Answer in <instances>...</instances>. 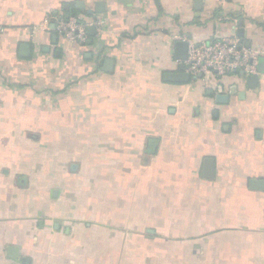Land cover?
<instances>
[{
	"label": "crops",
	"instance_id": "crops-1",
	"mask_svg": "<svg viewBox=\"0 0 264 264\" xmlns=\"http://www.w3.org/2000/svg\"><path fill=\"white\" fill-rule=\"evenodd\" d=\"M196 3L0 0V264H264V64L163 80L179 42L264 59V0Z\"/></svg>",
	"mask_w": 264,
	"mask_h": 264
},
{
	"label": "built area",
	"instance_id": "built-area-1",
	"mask_svg": "<svg viewBox=\"0 0 264 264\" xmlns=\"http://www.w3.org/2000/svg\"><path fill=\"white\" fill-rule=\"evenodd\" d=\"M90 21L78 16L56 19L57 31L70 43L86 45L87 29ZM188 59L184 62L185 70L192 77L202 75L204 79L226 77L243 72L245 77L259 74L263 50L245 47L238 41L225 37L216 39L194 40L188 43Z\"/></svg>",
	"mask_w": 264,
	"mask_h": 264
},
{
	"label": "water",
	"instance_id": "water-1",
	"mask_svg": "<svg viewBox=\"0 0 264 264\" xmlns=\"http://www.w3.org/2000/svg\"><path fill=\"white\" fill-rule=\"evenodd\" d=\"M201 8H202V0H197L196 9L198 11H201ZM77 9L79 11L83 12V11H85V6L80 3V4L77 5ZM97 10L100 11V6H97ZM89 14L92 15L91 12H89ZM188 46L189 45L186 42H179L177 44V57H178V59L181 62H183V64H181V66H180V72H178V73H165L163 75V80L166 83L189 84L190 82H192L194 80L203 79L202 75H199L198 77H192L185 70L184 62L188 59ZM22 53H23L22 55L24 57L29 56L30 47L28 45H23ZM112 64H113V61H109V60L106 61L105 70L106 71H111ZM263 64H264V59H261L260 60V66H262ZM240 75L244 76L245 74L243 72H241ZM249 80H253V81L257 82L258 81V77L257 76H253V77H250ZM202 176L204 178H206V179H212L214 177V164L212 163V161H207L205 163V167H204ZM257 185L254 188L264 189V183H259Z\"/></svg>",
	"mask_w": 264,
	"mask_h": 264
}]
</instances>
